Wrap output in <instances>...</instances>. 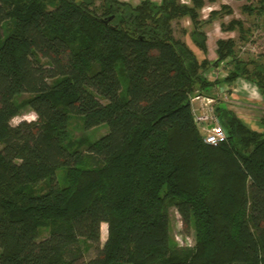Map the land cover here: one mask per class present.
<instances>
[{
  "label": "trees",
  "instance_id": "16d2710c",
  "mask_svg": "<svg viewBox=\"0 0 264 264\" xmlns=\"http://www.w3.org/2000/svg\"><path fill=\"white\" fill-rule=\"evenodd\" d=\"M204 5L0 0V264H74L82 240L95 249L82 264H264V132L220 104L227 139L209 145L191 111L213 89L204 72L227 58L225 80L243 78L264 98V58L220 38L211 62L176 38L172 22L189 19L207 53L203 25L232 11L202 21ZM243 9L264 18V0ZM220 26L250 36L238 19ZM24 105L37 119L12 125ZM72 115L108 131L76 147ZM171 207L193 226L192 247L171 239Z\"/></svg>",
  "mask_w": 264,
  "mask_h": 264
},
{
  "label": "rangeland",
  "instance_id": "374dc122",
  "mask_svg": "<svg viewBox=\"0 0 264 264\" xmlns=\"http://www.w3.org/2000/svg\"><path fill=\"white\" fill-rule=\"evenodd\" d=\"M128 2L133 6L138 4L141 0H121ZM160 2V0H153ZM100 0H97L99 3ZM181 3H190V0H180ZM222 5H227L231 9V13H226L222 10L221 18L212 19L211 23H205L203 30L207 36V53L204 55L191 40L190 30L191 22L189 19L175 20L172 22L174 36L182 39L201 57H208L209 60L215 61L216 55V41L220 38H232L237 42V50L240 56L244 58L263 56L264 58V18L261 15H249L243 9V6H257L258 0H216L211 2L205 0V5L200 11V18L202 21L208 20L209 13L212 10H219ZM238 19L244 23V26L250 30V36L246 42L239 40L237 31H225L221 28L220 23H228L231 19ZM230 58H227L219 63L217 66L210 67L204 72V77L210 82L214 83L213 89L210 93H204L209 96H216L219 105L222 104L233 110L242 118L246 125L257 132H264V128L260 124V117L264 115V98L260 94L258 88L251 82L238 78L235 82H243V86H238L235 82L229 84L225 78L227 77ZM245 82V83H244ZM125 88L123 81L122 89ZM28 97L27 94L21 95L18 101H22ZM102 102H106L102 100ZM241 118V120H242ZM37 115L31 110L29 106H22L19 114L11 120L12 125H17L21 121H34ZM108 126L106 124L99 125L95 128L85 129L83 126L82 117L72 115L68 123V140L76 147L85 148V143L94 141L107 133ZM56 180L60 186L66 185V169L60 167L56 171ZM47 186L46 181L40 182L36 185L39 190H44ZM46 232V230L44 231ZM170 237L177 244L178 247H192L195 243V230L193 226H187L182 222L179 213L175 208H170ZM107 239V234L100 238L101 245ZM82 257L75 261L74 264H82L95 255L94 247L86 242L81 241Z\"/></svg>",
  "mask_w": 264,
  "mask_h": 264
},
{
  "label": "built area",
  "instance_id": "2783aa9c",
  "mask_svg": "<svg viewBox=\"0 0 264 264\" xmlns=\"http://www.w3.org/2000/svg\"><path fill=\"white\" fill-rule=\"evenodd\" d=\"M216 96L197 92L191 98V111L195 125L205 143L217 146L227 139V134L217 114Z\"/></svg>",
  "mask_w": 264,
  "mask_h": 264
},
{
  "label": "crops",
  "instance_id": "0c3cea01",
  "mask_svg": "<svg viewBox=\"0 0 264 264\" xmlns=\"http://www.w3.org/2000/svg\"><path fill=\"white\" fill-rule=\"evenodd\" d=\"M235 83H236V82H235ZM244 83H245V82H244ZM236 84H237L238 86H241V87L244 85L243 82H241V81H238ZM235 113H236V112H235ZM236 114H237V113H236ZM237 116L239 117V114H237ZM240 118H242V116H240ZM242 120L247 121V119H245V118H244V119L242 118Z\"/></svg>",
  "mask_w": 264,
  "mask_h": 264
}]
</instances>
